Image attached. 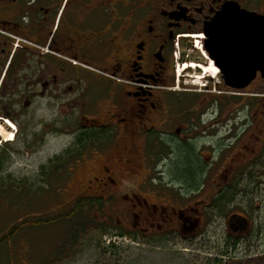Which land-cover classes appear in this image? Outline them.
<instances>
[{
  "label": "flooded vegetation",
  "instance_id": "1",
  "mask_svg": "<svg viewBox=\"0 0 264 264\" xmlns=\"http://www.w3.org/2000/svg\"><path fill=\"white\" fill-rule=\"evenodd\" d=\"M254 83L264 84V0H0V145L71 139L41 175L71 174L78 156H92L98 173L82 193L100 196L87 199L94 206L119 190L134 207L138 189L158 201L138 203L152 211L144 233L198 229L184 212L198 211L190 202L203 190L202 161L234 160L231 148L248 137L234 135L233 122L243 126L235 106L264 118ZM236 158L251 163L204 208H233L244 176L264 186V156ZM141 166L145 183L127 186ZM234 217L228 235L248 234L251 221Z\"/></svg>",
  "mask_w": 264,
  "mask_h": 264
},
{
  "label": "rangeland",
  "instance_id": "2",
  "mask_svg": "<svg viewBox=\"0 0 264 264\" xmlns=\"http://www.w3.org/2000/svg\"><path fill=\"white\" fill-rule=\"evenodd\" d=\"M248 92L251 99L264 96V84H251ZM254 108L249 113L236 106L233 109L239 112L233 113L234 120L243 125L234 127L233 122L234 135L245 130L249 134L241 137L239 145L230 147L234 160L202 161L206 170L203 190L196 201L190 202L198 211L184 212L197 218L199 224L190 236L177 229L158 235L142 232L148 228L144 217L152 211L138 203L157 204L158 201L139 189L133 195L139 199L136 207L130 204L132 195L128 190H119L115 198L106 199L102 208H84L79 218L70 219L77 202L100 197L82 193L98 173L100 163L92 156H78L80 163L71 174L43 176L40 169L67 149L71 139L50 138L41 146L0 145V205H5L0 221L5 232L14 229L15 234L1 251L0 264H264V186L259 189L252 186L250 177L244 176L238 185L243 193L232 196L233 208L229 205V209L223 208L220 212L210 210L209 206L204 208L210 197L234 180L237 167L243 164L236 156H245V161L264 156L261 149L264 118L261 110ZM226 128L224 124L219 126L222 134ZM256 154L263 156L254 157ZM250 163L243 165L247 168ZM144 171L143 166L133 169V179L126 180L127 186L132 182L133 187L144 184ZM230 197L226 195V200ZM157 213L162 221L160 217L164 213ZM237 214L251 221V230L239 236L228 235V223ZM104 233L110 235L104 236Z\"/></svg>",
  "mask_w": 264,
  "mask_h": 264
},
{
  "label": "trees",
  "instance_id": "3",
  "mask_svg": "<svg viewBox=\"0 0 264 264\" xmlns=\"http://www.w3.org/2000/svg\"><path fill=\"white\" fill-rule=\"evenodd\" d=\"M7 159H9V156H8V158ZM4 161H6V160H4ZM183 167L184 168H186V170H187V172L192 168V167H195V164L193 163V162H191V161H185L183 164ZM0 167H1V162H0ZM2 182H0V184H1ZM3 205V204H2ZM223 205V203L222 204H219V207L220 206H222ZM5 205H3V206H1L0 205V216L2 215V211H1V209L4 207ZM94 206V203L92 202V201H90V200H86V201H80V202H77L76 204H75V207H74V210L72 211V214L71 215H73V216H71L70 215V219L71 218H79L78 217V215H80L82 212H83V209L84 208H92ZM218 209V208H217ZM223 209H220V210H218L219 212L220 211H222ZM38 225V224H37ZM36 226V225H35ZM14 229H12V231L9 233H7V232H5L4 231V228L2 227V222L0 221V253H1V251L3 250V248L4 247H6V245H9V243L11 242L10 241V237H12L13 235H15V234H13L14 232ZM104 236H106V235H110V233H104L103 234ZM112 236H115V237H120V238H122L123 237V235H113V234H111Z\"/></svg>",
  "mask_w": 264,
  "mask_h": 264
},
{
  "label": "water",
  "instance_id": "4",
  "mask_svg": "<svg viewBox=\"0 0 264 264\" xmlns=\"http://www.w3.org/2000/svg\"><path fill=\"white\" fill-rule=\"evenodd\" d=\"M250 83H251V81L248 80V81H245V82H236V81H233V82H230L228 84L229 85H232L233 88H235V89H243V88L247 87ZM235 219H236V217H232L230 219V222L233 221V220H235Z\"/></svg>",
  "mask_w": 264,
  "mask_h": 264
},
{
  "label": "bare ground",
  "instance_id": "5",
  "mask_svg": "<svg viewBox=\"0 0 264 264\" xmlns=\"http://www.w3.org/2000/svg\"><path fill=\"white\" fill-rule=\"evenodd\" d=\"M12 136V135H11Z\"/></svg>",
  "mask_w": 264,
  "mask_h": 264
}]
</instances>
